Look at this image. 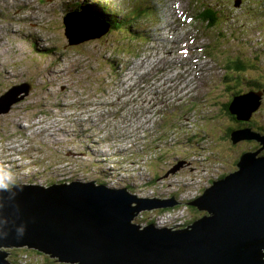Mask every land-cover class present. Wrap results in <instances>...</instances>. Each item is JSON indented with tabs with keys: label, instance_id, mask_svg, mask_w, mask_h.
I'll use <instances>...</instances> for the list:
<instances>
[{
	"label": "rangeland",
	"instance_id": "rangeland-1",
	"mask_svg": "<svg viewBox=\"0 0 264 264\" xmlns=\"http://www.w3.org/2000/svg\"><path fill=\"white\" fill-rule=\"evenodd\" d=\"M85 1L90 4V0ZM91 1L96 3L100 0ZM207 1L198 0L196 3L188 0V4L181 2L180 5L183 12L194 20L198 6L211 3ZM120 4L122 5L117 6L110 1L105 10L114 12L113 9L120 8L126 11L127 4L124 1ZM52 5L54 0H46L47 13ZM248 6L243 2V8L248 9ZM142 15L143 18L135 23L137 22L138 29L144 33L145 24L149 19L146 13ZM42 16L43 7L34 3L29 21L37 23L30 28L33 29L31 31L26 28L24 34H21L17 27L5 28L0 19V98L8 91H12L10 95L16 97L11 109L0 113V161L9 162L0 164V178H3L6 184L10 183V186H48L79 180L100 183L107 185V188H126L130 194L143 199L172 198L179 203L159 213L151 210L139 212L133 221L141 226L151 221L152 224L182 229L185 220L194 221L202 216L203 211H194V207L191 209L185 203L199 197L212 180L235 171V163L243 152L259 150H253L248 144L250 141L232 144L226 134L229 128H234L232 131L257 130L263 134L264 96L260 97L263 104L252 110L248 121L244 120L249 122V126L236 128L231 125L227 110L219 108L222 103L224 106L228 102L225 89L230 88L231 81L225 80L221 87L218 85L220 92L213 91L212 94L214 97L220 95L221 101L216 102L213 99L212 107H206L207 112L200 109L204 118H208L207 121L204 119L202 130L196 125L191 114L179 113L181 116L176 118L178 130L192 131L189 136L196 133L193 141L190 137L185 138V132L179 134V131L173 128L168 131L171 137L167 138L168 135L165 136L163 132L158 135L156 133L160 131L157 122L159 115L143 114L140 107L142 105L145 111L158 109V105L155 104V108L150 105L156 102L157 96L149 93L145 97L136 98L134 93V80L143 73L142 64H133L131 68L137 69L127 74L130 92L126 91L123 84L120 88H115L114 77L113 81H110L112 72L109 70L112 67H108L106 60L112 54L120 53L117 51L119 47L129 50L130 54L139 50L140 43L135 40L136 37H121L116 32L118 29L111 27L109 30L106 24H101L84 11L79 17L77 27L69 26L70 29L65 30L62 12L57 14L56 10H52L46 18L45 29L41 30L39 26L36 31ZM109 17L112 20H107V23L114 26V21L118 18L113 14ZM125 17L130 19L128 13H125ZM240 20L245 23L236 22V25L240 28L244 26L242 31L248 36L254 26L244 17ZM95 25L99 31L94 29ZM154 27L152 24L145 29ZM108 31L111 33L107 34ZM29 32L37 34H34L37 40L35 45L22 38L26 35L28 39ZM42 37L47 40L43 41ZM234 40H229V43L218 41L223 58L246 59L244 63L254 69L249 68V75L264 81V38L259 41L256 35L248 45V40L242 42L237 40V37ZM70 41L76 44L71 45ZM157 47V52L154 47L151 48L149 57H158L161 53L175 54L177 49L174 43L166 42L165 39L159 40ZM154 60L156 62L152 61L153 64H166L163 60H160L162 63L159 59ZM115 67L120 66L114 64L113 68ZM205 69L208 76L205 85L211 90L218 84L216 72L209 73L208 69ZM250 91L253 90H242L240 95H235L233 98H243L233 105L245 107L251 95L243 94ZM256 94L258 95V92ZM203 100L208 105L204 98ZM173 102L176 100L173 99ZM127 110L131 111L127 113ZM161 116L165 117L164 114ZM182 117L189 120L183 121ZM197 120L202 121L200 118ZM255 125L261 131L257 128L254 130L252 127ZM61 126H64L63 130ZM162 129L166 131L165 128ZM177 135V139L173 140L172 137ZM99 136H102L101 139ZM113 152L118 155L113 156ZM17 164L21 166L19 172ZM7 185L9 187V184ZM20 252L26 253V259L15 260L17 264H61L31 250ZM6 253L7 257H10V251L6 250Z\"/></svg>",
	"mask_w": 264,
	"mask_h": 264
},
{
	"label": "water",
	"instance_id": "water-1",
	"mask_svg": "<svg viewBox=\"0 0 264 264\" xmlns=\"http://www.w3.org/2000/svg\"><path fill=\"white\" fill-rule=\"evenodd\" d=\"M10 92L0 98V113L11 109L13 100L2 103ZM243 95H251L245 107L235 105L243 96L229 107L238 121H248L261 104V94ZM230 139L232 144L252 140L261 148L242 153L235 171L188 202L204 214L179 230L133 222L141 211L179 205L172 198L143 199L79 180L46 187L14 184L0 191V235L7 234L0 238V264H11L6 250L12 248L65 264H264V133L235 130Z\"/></svg>",
	"mask_w": 264,
	"mask_h": 264
},
{
	"label": "trees",
	"instance_id": "trees-1",
	"mask_svg": "<svg viewBox=\"0 0 264 264\" xmlns=\"http://www.w3.org/2000/svg\"><path fill=\"white\" fill-rule=\"evenodd\" d=\"M105 17V16H104ZM104 19V18H103ZM112 20V18L110 17V18H105L104 20ZM228 67L229 68H225L227 71H228V77L230 78L229 80H231L232 81V86L230 87V88H228V90L226 91V96H227V98H226V100L228 101L227 103H226V105H224V106H222L223 105V103L219 106V108L220 107H223V108H225L226 110H227V112H226V114H228V117H229V119L232 121L231 122V125H234V127H239V128H241V127H244V126H246V127H248L249 125H248V123L249 122H244V121H238V120H236V118H235V116L234 115H232L230 112H229V110L227 109L228 108V105L232 102V100H233V97L235 96V95H237V94H239L240 95V92H242V90H253V91H250V92H254V93H256V92H258L259 94H261L260 95V97H263L264 96V81H262V80H258V79H256V78H254L253 76H250L249 75V68H251V67H248V65H247V63H243V62H239V61H234V62H231L230 61V63L228 62ZM231 67V68H230ZM251 69H253V68H251ZM254 70V69H253ZM257 90V91H256ZM229 96V97H228ZM215 101H216V99H215ZM216 102H218V101H216ZM212 103H214L213 102V100H212ZM260 103L261 104H263V102L261 101V99H260ZM219 103H217V105H218ZM253 124H256V123H253ZM235 128V129H236ZM254 130L257 128L258 129V126L257 125H255V126H253L252 127ZM232 130H234V128H229V130H228V132H227V134H226V136H227V139H229L230 137H231V134H232ZM230 141H231V139H230ZM254 143L255 145H253L252 146V143ZM248 144L250 145V146H252L253 147V150L254 149H258L259 148V145L255 142V141H250V142H248ZM244 153V152H243ZM264 154V151L263 152H261V154ZM242 155V154H241ZM240 155V156H241ZM239 156V157H240ZM222 176V175H221ZM223 176H225V175H223ZM222 176V177H223ZM98 184H100V183H98ZM97 184V185H98ZM101 185H103V184H101ZM188 202H190V201H187L185 204H187ZM189 206V205H188ZM191 209H193V206H189ZM168 208H163V209H154V212H162V211H165V210H167ZM195 209L196 208H194L193 210L195 211ZM157 210H159V211H157ZM197 210V209H196ZM153 211V210H152ZM198 211V210H197ZM151 222V221H150ZM193 221L192 220H185L184 222H183V224H189V223H192ZM152 223V222H151ZM10 251V257H8V258H10V259H8V260H10V262L12 263V264H17V261H15V260H21V259H26V253H22V252H20V251H30V249H26V248H12V249H10L9 250ZM31 251H33L34 253H36L37 255H43V254H41V253H39V252H37V251H34V250H31ZM11 256L12 257H14V258H11ZM55 261V260H54ZM61 264H65V263H61Z\"/></svg>",
	"mask_w": 264,
	"mask_h": 264
},
{
	"label": "bare ground",
	"instance_id": "bare-ground-1",
	"mask_svg": "<svg viewBox=\"0 0 264 264\" xmlns=\"http://www.w3.org/2000/svg\"><path fill=\"white\" fill-rule=\"evenodd\" d=\"M144 1H148V0H144ZM155 5H159V6H155ZM153 6H155V7H158V8H162V7H166L165 6V3L164 2H155V4L153 5ZM80 15L82 16V12L80 11V10H76V11H74L73 13H71V11L70 10H67V15L64 17V22H65V24L67 23L68 25H66L65 26V30L66 29H70V27L71 26H73L74 28H76L77 27V24H79V17H80ZM102 15L103 16H105L103 13H102ZM107 18H110V17H107ZM101 20L102 21H104L106 24H108L107 23V21L106 20H104L103 18H101ZM69 22V23H68ZM71 23V24H70ZM134 24H135V26H136V29L139 31V29H138V27H137V25H136V23H135V21H134ZM82 25H84V23H83V21H82ZM154 25L155 26H157L156 25V23L154 22ZM70 26V27H69ZM99 26H101L100 24H99ZM73 33V32H72ZM28 37V36H27ZM31 41H33L32 39H30ZM203 48V46H199L198 47V49H202ZM250 53V52H249ZM199 71H200V69H199ZM208 71H209V73H211V72H214V71H212V70H210V69H208ZM162 78V77H161ZM206 78H208V76H207V74H206ZM197 97V96H196ZM16 97H15V95H10L9 96V98L7 99V100H5V101H3L2 103L5 105V104H8L9 102H11L12 100H14ZM204 101V100H203ZM195 104L197 105L198 104V100H197V98H196V102H195ZM196 109H197V107H196ZM195 109V110H196ZM195 110H193V111H195ZM194 116V114H192V116L191 117H193ZM183 121H187V120H189V118H184V117H182L181 118ZM191 119V118H190ZM187 123V122H186ZM185 132V131H184ZM183 132V133H184ZM182 133V134H183ZM188 137H190L191 139H192V141L195 139V137H196V135L193 133L192 134V136H189L188 135ZM185 138H187V135H186V137ZM191 144V143H190ZM189 144V145H190ZM258 149H260V148H258ZM33 150V149H32ZM195 150V149H194ZM250 152V151H249ZM208 154V153H207ZM134 163V162H133ZM161 163V162H160ZM195 165V164H194ZM27 169V168H26ZM196 171V170H195ZM209 172V171H208ZM122 183V182H121ZM7 184H9V187H10V183H7ZM123 185H125L124 183H122ZM14 185V184H13ZM12 185V186H13ZM155 186V185H154ZM144 193V192H143ZM173 209V208H172ZM178 209V208H177ZM156 210V209H155ZM152 211V210H151ZM154 211V210H153ZM152 211V212H153ZM157 211H159V210H157ZM159 213V212H158ZM154 217V216H153ZM145 221H146V219H145ZM165 221V220H164ZM163 221V222H164ZM134 222V221H133ZM175 222V224L177 223L176 221H174ZM176 227V226H175ZM181 228H183V227H181ZM177 230H179V228H177ZM8 251V250H7Z\"/></svg>",
	"mask_w": 264,
	"mask_h": 264
},
{
	"label": "clouds",
	"instance_id": "clouds-1",
	"mask_svg": "<svg viewBox=\"0 0 264 264\" xmlns=\"http://www.w3.org/2000/svg\"><path fill=\"white\" fill-rule=\"evenodd\" d=\"M2 159V158H1ZM0 164H3L2 161H0ZM34 185H37V184H34ZM42 186V185H40ZM49 186V185H48ZM46 187V186H45ZM8 190V185L4 182V179L3 178H0V191H7ZM17 238H20L23 236L24 234V230L21 229V230H18L17 231ZM7 237V234H2L0 235V238H6ZM10 261V260H9ZM11 263V262H10ZM12 264V263H11Z\"/></svg>",
	"mask_w": 264,
	"mask_h": 264
},
{
	"label": "flooded vegetation",
	"instance_id": "flooded-vegetation-1",
	"mask_svg": "<svg viewBox=\"0 0 264 264\" xmlns=\"http://www.w3.org/2000/svg\"><path fill=\"white\" fill-rule=\"evenodd\" d=\"M251 143H252V142H251ZM253 145H255V144H254V143H252V146H253ZM252 146H250V147H252ZM235 166H236V163H235ZM229 173H230V172H229Z\"/></svg>",
	"mask_w": 264,
	"mask_h": 264
}]
</instances>
